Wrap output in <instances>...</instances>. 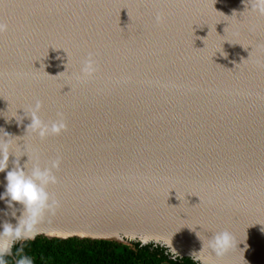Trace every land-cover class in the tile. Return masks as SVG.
I'll list each match as a JSON object with an SVG mask.
<instances>
[{
    "label": "water",
    "instance_id": "water-1",
    "mask_svg": "<svg viewBox=\"0 0 264 264\" xmlns=\"http://www.w3.org/2000/svg\"><path fill=\"white\" fill-rule=\"evenodd\" d=\"M252 2L0 0L8 170L61 159L56 205L32 240H171L191 258L197 235L227 230L237 248L205 255L264 264V16ZM89 55L97 71L78 79ZM37 99L65 131L41 140L19 121Z\"/></svg>",
    "mask_w": 264,
    "mask_h": 264
},
{
    "label": "clouds",
    "instance_id": "clouds-1",
    "mask_svg": "<svg viewBox=\"0 0 264 264\" xmlns=\"http://www.w3.org/2000/svg\"><path fill=\"white\" fill-rule=\"evenodd\" d=\"M249 10L259 16H264V0H253ZM233 14L237 13L233 12ZM162 20L163 17L157 14L155 17L156 23L159 24ZM6 30L7 25L0 22V33ZM96 71V63L89 55L83 62L77 78H90ZM42 108V101L37 99L31 106L28 115H25L23 109V116L17 115L16 112V116L13 117L17 120L16 117L19 116L21 118L19 121L25 117L30 118L31 124L27 127V130L30 129L32 135L41 140L49 135H58L66 130L63 113L58 112L56 120L45 121L40 116ZM7 136L15 138L8 134ZM12 152L13 145L6 139L0 140V173H6V183L4 191L0 193V201H3L6 209H8V211L0 210V215L10 216L12 220L16 221L15 224L8 219L0 222V264H8L6 258L13 255L12 249L18 242L32 240L39 234V226L56 205V201L52 199L48 192V187L57 183L55 170L59 169L61 163V159L57 157L45 167H41L35 162L29 166V157L25 154L28 157L25 165L21 166L19 159L16 158L13 167L8 170L9 157L10 155L14 156ZM17 205L20 207L17 208ZM18 211L19 216L17 215ZM197 237L201 241L202 247L198 252L192 251L190 256L193 260L199 261V264H215V260L222 259L234 248H237L238 244L233 235L227 230L214 233L205 239H201L198 235ZM164 246L169 248L172 259L179 257V253L172 246L171 240L165 242ZM206 252L210 253L215 260L205 255ZM16 256L18 258L15 264H34L31 257L24 255L23 247L17 249Z\"/></svg>",
    "mask_w": 264,
    "mask_h": 264
},
{
    "label": "trees",
    "instance_id": "trees-1",
    "mask_svg": "<svg viewBox=\"0 0 264 264\" xmlns=\"http://www.w3.org/2000/svg\"><path fill=\"white\" fill-rule=\"evenodd\" d=\"M21 247L34 264H199L190 257L172 259L168 248L154 243L142 245L138 241L127 245L104 240L38 237L16 244L13 247L16 259L17 249ZM6 259L8 264H15L12 257Z\"/></svg>",
    "mask_w": 264,
    "mask_h": 264
},
{
    "label": "rangeland",
    "instance_id": "rangeland-1",
    "mask_svg": "<svg viewBox=\"0 0 264 264\" xmlns=\"http://www.w3.org/2000/svg\"><path fill=\"white\" fill-rule=\"evenodd\" d=\"M123 244H127L128 245V243H123Z\"/></svg>",
    "mask_w": 264,
    "mask_h": 264
},
{
    "label": "bare ground",
    "instance_id": "bare-ground-1",
    "mask_svg": "<svg viewBox=\"0 0 264 264\" xmlns=\"http://www.w3.org/2000/svg\"><path fill=\"white\" fill-rule=\"evenodd\" d=\"M235 263V262H234Z\"/></svg>",
    "mask_w": 264,
    "mask_h": 264
}]
</instances>
